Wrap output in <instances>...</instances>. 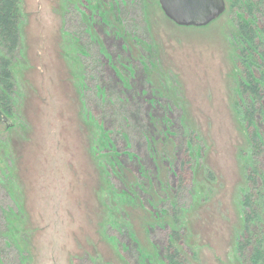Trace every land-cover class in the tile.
<instances>
[{
  "label": "rangeland",
  "instance_id": "1",
  "mask_svg": "<svg viewBox=\"0 0 264 264\" xmlns=\"http://www.w3.org/2000/svg\"><path fill=\"white\" fill-rule=\"evenodd\" d=\"M22 5V47L11 64L13 114L0 113L4 263L132 264L121 248L129 234L157 264L156 245L166 242V232L149 228L170 225V213L165 223H157V215L172 213L177 203L190 264H241L246 180L240 158L247 136L235 110L237 14L227 4L219 19L196 28L173 23L159 0ZM116 32L128 36L133 57L122 52ZM142 56L153 89L149 99L175 107V137L164 140L159 128L153 148L156 183L149 182L147 166L148 173L133 167L116 172L98 125L110 104L121 109L114 69L130 76L122 62L136 69ZM181 125L193 142L190 153L176 155ZM118 130L136 131L126 122Z\"/></svg>",
  "mask_w": 264,
  "mask_h": 264
},
{
  "label": "trees",
  "instance_id": "2",
  "mask_svg": "<svg viewBox=\"0 0 264 264\" xmlns=\"http://www.w3.org/2000/svg\"><path fill=\"white\" fill-rule=\"evenodd\" d=\"M226 4L229 5L230 14H237V61L240 73L235 110L247 136V146L242 150L240 158L245 174L246 190L241 195L244 229L238 238L237 255L241 264H264V0H226ZM104 12L102 11V14ZM23 20L22 0H0V113L6 118L13 114L10 106H12L15 87L11 64L22 47ZM101 20L107 26L108 19L103 17ZM89 28L87 27L88 33H90ZM116 34L123 42L122 52L129 53L133 57L128 46V36L118 35L117 32ZM95 54L97 56L98 53ZM121 57L123 58V54ZM123 60L125 63L131 62V58H123ZM140 60L142 65L136 69L133 65L122 62L121 66L128 69L130 76L122 77L117 69H114L122 87L121 96L117 100L121 109L117 110L110 104L106 107L104 115L100 114L101 122L98 125L104 131L103 138L106 137L108 147L111 148L110 158L116 166V172L119 170L123 172L124 168L133 167L137 168L138 172L148 173L144 170L147 166L152 172L149 182L156 183L159 182L160 169L157 157L152 152L155 142L160 139L159 128L166 132V136L161 135L164 140L175 137L170 128L173 125L171 119L175 107L170 106L174 102L169 100L167 101L170 105L165 106L158 99L152 100L154 97L149 99L148 96L149 94L152 96L153 89L148 83L149 80H146L148 66L144 56ZM111 94L112 92L110 98ZM143 102L147 104V109H144ZM9 110L10 113H7ZM128 117L132 119H129L130 123ZM125 122L134 126L136 131L118 130ZM113 130H117V133ZM185 131L181 125L177 136L178 142L175 144L176 155L178 152L190 153L189 146L193 141L188 139ZM116 135H120L122 140L114 138ZM120 144L124 145V148ZM12 209H16V206L9 211ZM179 211V204L174 203L172 213L170 210L165 211L164 215H157L159 221L157 223H165L164 217L169 216V213L173 222L170 225L166 223L160 227L149 228L166 232L164 246L156 245L159 259L155 261L157 264H190L189 255L184 250ZM0 213H2L1 206ZM3 229L4 221L0 219V264H5L1 256L5 255L6 250L3 236L8 233L6 229L2 235ZM124 239L131 247L126 243L121 245V248L124 254L127 253L134 261L132 264H151L150 257L144 255L143 249L138 247L139 244L129 234ZM16 260L18 257H15Z\"/></svg>",
  "mask_w": 264,
  "mask_h": 264
},
{
  "label": "water",
  "instance_id": "3",
  "mask_svg": "<svg viewBox=\"0 0 264 264\" xmlns=\"http://www.w3.org/2000/svg\"><path fill=\"white\" fill-rule=\"evenodd\" d=\"M168 19L180 27L202 28L227 10L226 0H159Z\"/></svg>",
  "mask_w": 264,
  "mask_h": 264
}]
</instances>
